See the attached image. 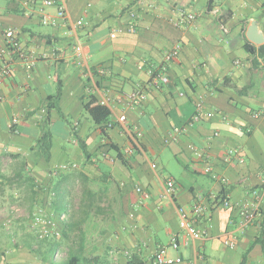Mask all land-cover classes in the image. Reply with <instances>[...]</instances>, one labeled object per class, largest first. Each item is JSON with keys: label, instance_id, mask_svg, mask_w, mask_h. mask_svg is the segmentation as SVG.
I'll list each match as a JSON object with an SVG mask.
<instances>
[{"label": "crops", "instance_id": "obj_1", "mask_svg": "<svg viewBox=\"0 0 264 264\" xmlns=\"http://www.w3.org/2000/svg\"><path fill=\"white\" fill-rule=\"evenodd\" d=\"M34 1L0 0V52L7 45L4 31L15 27L26 53L14 57L10 77H0V157L24 159L36 191L47 186L52 196L58 185L52 198L55 204L57 197L60 214L80 185L83 195L117 207L106 219L110 227L93 243L81 227L74 253L54 263L60 246L52 244L35 264H69L72 256L76 264H152L162 248L170 258H181L179 264H264L259 243L264 240V58L259 56L264 42L248 38L256 27L264 39V0ZM46 1L65 5L66 24H42V14L57 13L56 6L43 5ZM187 18L193 19L183 24ZM247 42L255 55L244 48ZM177 48V57L169 59ZM2 61L0 54V70ZM164 69L168 84L151 73ZM138 87L147 99L127 106L125 95ZM58 93L51 131L60 125V137L70 142L73 137L80 146L66 149L52 131L47 162L37 141L50 97ZM92 96L109 97L108 125L125 116L132 132L142 134L133 154H125L134 140L120 125L108 126L105 137L94 123L84 108ZM198 103L200 118L194 121ZM113 144L127 166L111 150ZM230 150L236 154L226 163ZM74 152L80 164L70 160ZM171 157L178 164L173 172ZM73 165L77 168L70 169ZM169 179L176 186L173 197L166 194ZM196 206L203 207L201 216L192 214ZM241 207L255 211L252 224L244 225ZM180 208L194 220L196 236L183 230ZM68 229L64 225L62 235ZM172 237L180 242L178 250L170 247Z\"/></svg>", "mask_w": 264, "mask_h": 264}, {"label": "rangeland", "instance_id": "obj_2", "mask_svg": "<svg viewBox=\"0 0 264 264\" xmlns=\"http://www.w3.org/2000/svg\"><path fill=\"white\" fill-rule=\"evenodd\" d=\"M52 131L57 142L66 149L76 150L79 148L80 143H78L79 145L73 144V137L71 142L67 141V138L60 137L63 133L60 125L54 126ZM98 136L97 141L100 142L102 136ZM88 144L93 150L94 143L89 141ZM76 157L74 152L70 160L77 165L80 164V161ZM23 161L24 159L21 158L0 157V174L2 176L0 177V264H35L45 256L44 251L56 243L60 246L58 251L60 256L59 258L52 257L54 263H60L63 258L74 253L76 247L81 243V227L87 228L90 237H86V240L90 244L93 243V239L103 227H110L111 222L106 219L111 218V210H116V205H108L109 202L106 200L100 202L101 199L83 195V187L80 185L71 191L69 198L67 197L65 200L67 206H64V212L61 211L62 214H66L67 219L65 223L60 224V227L69 226L68 236L60 233V236L39 238L35 230L37 219L48 215L52 210L56 215H60V213L54 211V201L47 192V186L38 191L35 190L37 195H34L27 185L8 182L15 180L14 175L19 169V164ZM168 165L172 168L171 172H173L174 165L178 166L172 157L169 159ZM170 171H166L165 175H170ZM38 202H40L39 206ZM58 202L56 197V203ZM38 210L42 212H38ZM35 213L39 215H35ZM96 244L98 243L96 242Z\"/></svg>", "mask_w": 264, "mask_h": 264}, {"label": "built area", "instance_id": "obj_3", "mask_svg": "<svg viewBox=\"0 0 264 264\" xmlns=\"http://www.w3.org/2000/svg\"><path fill=\"white\" fill-rule=\"evenodd\" d=\"M31 1V0H29ZM32 3L35 4V1L32 0ZM44 6L46 7H52L56 6L57 7V13L55 16H51L49 14H42L41 16V22L44 26H50V27H58L61 24H66L68 20V14L66 7L63 3H55L54 1H46L43 3ZM191 19L193 18H187V20L183 21V24L187 23V21L191 22ZM77 26H83V21H79L77 23ZM4 36L6 38V47L1 50V58H2V65H1V70H0V77L1 78H6L10 77L12 74V63L14 57H19V58H24L26 56V53L24 49L22 48V45L20 43V30L15 28V27H8L4 31ZM77 51L78 53L81 52V47L80 45L77 46ZM178 49L177 48L172 54L169 55V59L176 58L178 55ZM152 75L158 82L161 84H168L169 78L165 74V69L157 72H151ZM127 106L133 107L135 105L143 103L147 99V93L143 87H138L136 90L128 93L125 95L124 98ZM101 106L107 107L110 112H113V109L111 107V101L109 97H103L100 100ZM201 107L202 104L198 103L197 104V112L196 115L194 116V121H198L200 118V113H201ZM117 121V122H116ZM110 123L108 126L109 128H113L116 124L120 125L126 134H129L131 137H133V146L131 148H127L125 150V154L131 155L134 152V149L138 146L137 141L135 142L136 136L137 138H140L142 134L140 132H132L127 118L125 116H121L117 118V120ZM16 123V121H15ZM215 136H218L217 134ZM197 156L200 159H203L205 157L204 152H197ZM236 152L233 150H230L227 152L226 157H225V162L229 163L231 159L235 156ZM67 167H64L63 170L67 169ZM77 166L73 165L70 167V169H76ZM154 169H157V165H153ZM211 168H207L205 171L206 173H211ZM175 182L173 180H167L166 182V194L170 197H173V194L175 193ZM138 192H142L141 188L138 189ZM225 206L229 207L230 202L229 201H224L223 202ZM39 212H42L41 210ZM255 211H249L245 207H241V214L243 217V223L244 225H250L253 223V220L255 219ZM179 213L181 216L182 220V228L183 230L188 233L190 236H196L198 234V230L194 226V220H191L190 215L187 213V211L184 208L179 209ZM38 213H36L37 215ZM196 216H201L203 214V207L201 206H196L193 209V213ZM39 215V214H38ZM67 219L66 214H60V215H55L54 213H51L50 215H45L42 218H38L37 222L35 223V230L36 233L39 235V238H50L52 236H60V233H62V227H60V224L65 223ZM232 248H234V244H230ZM170 247L173 250H178L180 247V242L177 237H172ZM168 249L167 248H162L156 254L154 255L152 259V264H179L182 262L181 258L173 259L168 256L167 253Z\"/></svg>", "mask_w": 264, "mask_h": 264}, {"label": "trees", "instance_id": "obj_4", "mask_svg": "<svg viewBox=\"0 0 264 264\" xmlns=\"http://www.w3.org/2000/svg\"><path fill=\"white\" fill-rule=\"evenodd\" d=\"M244 48L249 53H251L252 55H255L257 52L255 46L248 43V42L246 43ZM259 56L264 58V46L260 47ZM254 65L257 66L258 62L254 61ZM100 81L98 82V85H101ZM58 97H59V93L56 96L50 97L49 104H48V106L46 108V112H45V119L43 120V123L41 124V137L37 141L38 150L45 157L47 162H49L51 160V149H52V144H53V133L51 131V126H50L51 125V123H50L51 122V112L54 109L58 110V106H57ZM84 108L89 113V115L92 118V120L94 121V123L96 125L100 126L103 135L105 137H108V134H107V132L109 130L108 123H109V119L111 116L110 110L107 107L101 106L100 101L97 100V98H95L94 96H92L88 102H85ZM72 134L75 137L77 136L76 127L74 125L72 126ZM81 148H82V151H83L87 161L90 162L91 161V154L88 152L87 148L85 147V145L83 143H81ZM111 150H114L117 153V158L119 160H121L124 165H126V166L128 165L127 160L124 158V154L122 152H120L119 148L116 145H114V144L111 145ZM15 157H17V156H15ZM27 168H28V164L25 161L20 163L19 169L16 171V173L14 175L15 180H13V181L9 180L8 182H10L11 184L16 183V182H18L20 184H25L34 192V195H37L36 191H35L37 188L35 179L30 175V172H28ZM0 177H2L1 174H0ZM86 180H87V178H86ZM58 187H59L58 185H57V187H54V190L51 192L52 196H58V195H56L59 191ZM54 191L57 193H55ZM222 198L224 199L225 196H223ZM56 204H57L56 206L54 204V210L55 211H57V209L59 208V205H60L58 203H56ZM65 236L67 237L68 235H65ZM262 238H264V233H262ZM259 243H261V245L264 249V240L263 239L260 240ZM77 261H78L77 258L72 256L69 264H76Z\"/></svg>", "mask_w": 264, "mask_h": 264}, {"label": "water", "instance_id": "obj_5", "mask_svg": "<svg viewBox=\"0 0 264 264\" xmlns=\"http://www.w3.org/2000/svg\"><path fill=\"white\" fill-rule=\"evenodd\" d=\"M248 38L249 40L256 44V45H261L263 44L264 42V39L262 36H260L258 33H257V28L256 27H251L250 30H249V33H248Z\"/></svg>", "mask_w": 264, "mask_h": 264}]
</instances>
